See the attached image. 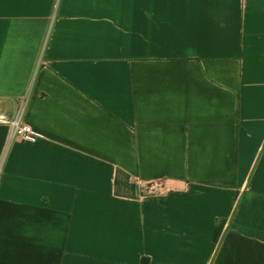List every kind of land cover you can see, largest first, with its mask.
<instances>
[{"label":"crops","instance_id":"1","mask_svg":"<svg viewBox=\"0 0 264 264\" xmlns=\"http://www.w3.org/2000/svg\"><path fill=\"white\" fill-rule=\"evenodd\" d=\"M24 94L0 264H264V0H0V108Z\"/></svg>","mask_w":264,"mask_h":264},{"label":"built area","instance_id":"2","mask_svg":"<svg viewBox=\"0 0 264 264\" xmlns=\"http://www.w3.org/2000/svg\"><path fill=\"white\" fill-rule=\"evenodd\" d=\"M27 104L28 96L24 94L16 99L12 111L0 108V125H6L9 128L10 136L12 138H20L24 141L33 143L37 141L38 135L31 125L24 121ZM160 187L161 183H151L145 187L144 193H155Z\"/></svg>","mask_w":264,"mask_h":264},{"label":"trees","instance_id":"3","mask_svg":"<svg viewBox=\"0 0 264 264\" xmlns=\"http://www.w3.org/2000/svg\"><path fill=\"white\" fill-rule=\"evenodd\" d=\"M116 188L118 194L121 193L130 194L134 190L135 185L133 182H131L130 177L127 174L123 173L122 171H119L116 177ZM222 222L220 221L217 222L215 226V231L213 236L215 242H218L220 240L221 232H222V227H221Z\"/></svg>","mask_w":264,"mask_h":264}]
</instances>
